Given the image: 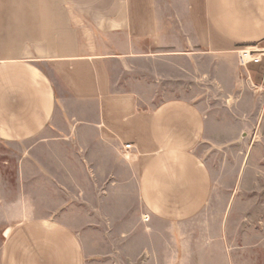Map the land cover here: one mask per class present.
I'll return each instance as SVG.
<instances>
[{"label":"crops","instance_id":"crops-1","mask_svg":"<svg viewBox=\"0 0 264 264\" xmlns=\"http://www.w3.org/2000/svg\"><path fill=\"white\" fill-rule=\"evenodd\" d=\"M97 2L0 0V153L20 156L0 264L254 263L218 225L192 239L206 110L263 130L264 82L237 50L264 43V0Z\"/></svg>","mask_w":264,"mask_h":264},{"label":"rangeland","instance_id":"rangeland-1","mask_svg":"<svg viewBox=\"0 0 264 264\" xmlns=\"http://www.w3.org/2000/svg\"><path fill=\"white\" fill-rule=\"evenodd\" d=\"M97 3L99 9L105 6L101 0ZM259 49L264 54V43ZM261 59L248 65L255 83L264 82V56ZM206 112H212L216 123L196 151L209 169L212 196L201 215L202 227L193 231L192 240L197 244L199 238L207 236L209 224L218 225L225 229L227 245L235 246L232 248L237 249L238 258H251L252 264H258L257 258L264 255V126L256 138L247 132L251 127L232 135L224 108ZM19 158L13 152L0 153V180L10 181L15 193L19 190ZM3 205H0V250L5 228L18 222L7 217L9 211Z\"/></svg>","mask_w":264,"mask_h":264},{"label":"built area","instance_id":"built-area-1","mask_svg":"<svg viewBox=\"0 0 264 264\" xmlns=\"http://www.w3.org/2000/svg\"><path fill=\"white\" fill-rule=\"evenodd\" d=\"M260 49L253 46V47H239L237 50V60L238 65L241 69L245 70L247 69L248 65L252 63H259L261 62V57L263 56V53L259 51ZM125 149L130 148V144H126ZM148 218L146 217L145 220Z\"/></svg>","mask_w":264,"mask_h":264}]
</instances>
